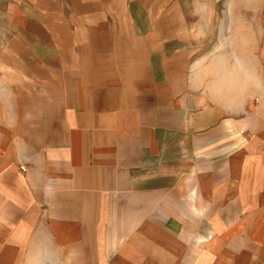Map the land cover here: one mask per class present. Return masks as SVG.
<instances>
[{
	"label": "crops",
	"instance_id": "1",
	"mask_svg": "<svg viewBox=\"0 0 264 264\" xmlns=\"http://www.w3.org/2000/svg\"><path fill=\"white\" fill-rule=\"evenodd\" d=\"M15 4L0 264H264V0Z\"/></svg>",
	"mask_w": 264,
	"mask_h": 264
},
{
	"label": "rangeland",
	"instance_id": "2",
	"mask_svg": "<svg viewBox=\"0 0 264 264\" xmlns=\"http://www.w3.org/2000/svg\"><path fill=\"white\" fill-rule=\"evenodd\" d=\"M17 0H0V37L2 34L12 27V23L10 22V16L15 13L13 11L14 6H16L15 2ZM182 5L189 6V9L192 7L193 9H198L197 12L200 15H197V19L201 20L206 18V14L210 17L211 12L205 10L204 8L209 7L210 4H213L215 9L213 13L214 24L217 26L220 23L222 18L221 12L216 8H219L220 5L223 3L224 0H180ZM191 10V9H190ZM193 10V11H196ZM215 33L216 27H215ZM0 81V117H2V85ZM23 168V166H22Z\"/></svg>",
	"mask_w": 264,
	"mask_h": 264
}]
</instances>
